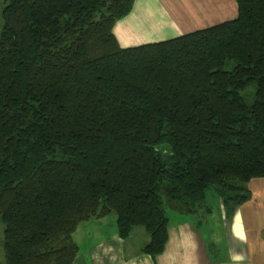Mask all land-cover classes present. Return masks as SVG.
Masks as SVG:
<instances>
[{
	"label": "trees",
	"instance_id": "trees-1",
	"mask_svg": "<svg viewBox=\"0 0 264 264\" xmlns=\"http://www.w3.org/2000/svg\"><path fill=\"white\" fill-rule=\"evenodd\" d=\"M4 264H70L81 222L115 215L161 252L167 210L226 219L264 176V0L233 19L121 47L134 0H1Z\"/></svg>",
	"mask_w": 264,
	"mask_h": 264
},
{
	"label": "crops",
	"instance_id": "crops-1",
	"mask_svg": "<svg viewBox=\"0 0 264 264\" xmlns=\"http://www.w3.org/2000/svg\"><path fill=\"white\" fill-rule=\"evenodd\" d=\"M159 4L165 24L172 26V35H167L171 38L237 15L234 0H159ZM119 22L113 33L126 47L129 43H120ZM246 187L250 199L229 220L219 200L206 214L184 215L170 209L167 239L155 256L142 251L147 233L132 228L130 234L139 235L140 244H135L133 235L121 237L113 214L81 222L72 233L78 250L70 264H264V176L249 179Z\"/></svg>",
	"mask_w": 264,
	"mask_h": 264
},
{
	"label": "rangeland",
	"instance_id": "rangeland-1",
	"mask_svg": "<svg viewBox=\"0 0 264 264\" xmlns=\"http://www.w3.org/2000/svg\"><path fill=\"white\" fill-rule=\"evenodd\" d=\"M134 9L131 12L123 15L119 20L118 33L121 37L120 43H129L128 46H132V41L144 42H157L162 39H169L167 35H172L173 29L171 24H165L166 18L162 15L161 5L159 0H134ZM3 2L0 0V31L2 26L1 8ZM120 25V26H119ZM164 37V38H163ZM119 44V43H118ZM126 46V47H128ZM134 46V45H133ZM217 196L209 189L206 193V205L212 209L216 208ZM167 214L172 212L167 210ZM170 213V214H169ZM138 231H144L143 227L136 226ZM133 235V240L140 244L141 237L139 235ZM2 234L0 232V264H4V253L1 245Z\"/></svg>",
	"mask_w": 264,
	"mask_h": 264
}]
</instances>
